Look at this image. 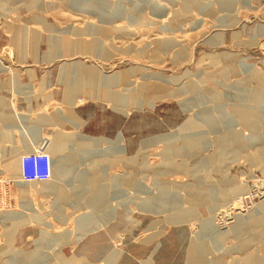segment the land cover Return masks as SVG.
I'll return each mask as SVG.
<instances>
[{"label": "rangeland", "instance_id": "374dc122", "mask_svg": "<svg viewBox=\"0 0 264 264\" xmlns=\"http://www.w3.org/2000/svg\"><path fill=\"white\" fill-rule=\"evenodd\" d=\"M0 126V264H264V0H0Z\"/></svg>", "mask_w": 264, "mask_h": 264}, {"label": "bare ground", "instance_id": "6f19581e", "mask_svg": "<svg viewBox=\"0 0 264 264\" xmlns=\"http://www.w3.org/2000/svg\"><path fill=\"white\" fill-rule=\"evenodd\" d=\"M173 44H180L179 42H176V40L173 42ZM75 66H77V65H75ZM75 68V67H74ZM75 71V73H77V71H76V68L75 69H73L72 68V72H74ZM106 82H108L109 83V80H107L106 79ZM108 87V86H107ZM121 101H123V99L122 98H119ZM219 108V107H218ZM238 114L243 118V120H245V121H253L254 119H252V117H255L257 114H256V112H254V110H252V109H248V108H240V109H238ZM26 119V121H27V117L25 118ZM16 123H18V121H15V124ZM190 130H195V132H198V130L200 129V125L198 124V123H194L193 125H192V127L190 126ZM200 131V130H199ZM31 132L36 136V137H38L39 136V133H38V128L36 127V128H31ZM0 133L4 136V134H5V129H4V126H0ZM203 139H201L200 141H198V142H201ZM58 141H60V144L58 143ZM58 141L56 142V144H55V147H56V149L58 148H60V145L62 144V142L61 141H64V139H63V137H60L59 139H58ZM83 141V140H82ZM77 142V141H76ZM81 142V141H80ZM88 142V141H87ZM84 143V145H86V146H89V145H92L91 143ZM91 142V141H90ZM88 144V145H87ZM78 146V145H77ZM17 150H19V149H15V152H14V154H12V157H11V159L9 160V159H7V161L9 162V164H7V168L9 169V171L10 172H13V173H20L21 172V168H22V162L19 160V158H20V156H21V154H20V152H18ZM12 153V152H11ZM4 156V155H3ZM68 160L69 161H72V162H76V160H78V154L77 155H72L70 158H68ZM6 161V160H5ZM67 172H64V168H63V164H62V162H60L59 163V172L61 173V174H64V175H66V176H68L69 175V171L70 170H68V169H65ZM18 175V174H17ZM20 177V176H19ZM18 182H20L19 184H20V186H23V184L21 183V182H23V181H18ZM132 182V181H131ZM137 184H139V183H137ZM136 184V185H137ZM138 187H141L142 188V186H138ZM158 190H160L159 188H158ZM22 196H23V198H24V204H25V207H26V209L27 210H29V211H34V212H36V209H35V207H34V200H33V198L31 197V194L29 193V191H27V190H24V191H22ZM217 198V195H216V193H215V191L214 190H206V191H200L199 190V192L197 191V193H195L194 195H193V199L195 200V201H197V202H206V204H208V203H210L211 201L212 202H214L215 201V199ZM218 199V198H217ZM181 201V200H180ZM174 202H177L173 197H170V198H164V197H159L158 199H156L155 201H154V203H153V206L151 205H149L147 208L148 209H151L152 211H154L155 213H161V211H163L164 209H166L168 206H170L171 204L170 203H174ZM189 202V201H188ZM179 204V203H178ZM190 204H193L191 201H190ZM263 204V203H262ZM138 205V204H137ZM175 205V204H174ZM177 206V205H176ZM179 206V205H178ZM146 207V206H145ZM171 207H172V205H171ZM140 208V207H139ZM173 208V207H172ZM175 208V207H174ZM173 208V209H174ZM178 208V207H177ZM171 209V208H170ZM146 210V209H145ZM190 212L189 213H192L193 215L195 214V217L196 216H198V212H197V210H196V208H191L190 210H189ZM145 212V211H144ZM130 213H131V211H130ZM175 213V215L177 216V217H182V212L181 211H176V212H174ZM25 214V213H24ZM125 214V216H127V214L126 213H124ZM5 215H8V217L10 218V219H14L15 221H14V223H15V228H13V229H10L9 231H7L6 232V235H7V238L8 239H12L13 238V235H14V233H15V229L17 228V226L20 224V223H23V221L22 220H20L19 218V213L17 214V215H13V214H5ZM186 215H189V214H186ZM185 215V216H186ZM2 218H5L2 214H0V221H2ZM123 219H126L127 220V217H122ZM6 219V218H5ZM236 219L238 220V225H237V230L238 229H240V228H242L244 225H245V223H243V220L241 219V216H240V214H237V216H236ZM20 220V221H19ZM43 219L42 218H38V221L39 222H41ZM187 220H189V218H184V219H180V218H175V220H174V222H185V221H187ZM160 222L161 221H156V222H154V223H152L145 231H148V230H150V229H155V228H157V226L160 224ZM123 223V222H122ZM252 223H253V221H252ZM255 223V222H254ZM251 224V223H250ZM250 224L248 225V227H250ZM12 231V232H11ZM210 231H212V229H207V230H204L202 233H201V239L200 240H198V241H196L193 245H192V248H191V252H190V254H191V256H196V255H201L200 253H202V252H205V251H207V249H210L212 246H210L209 245V243H208V241L207 240H205V239H203L206 235H208V233L210 232ZM218 238L220 239V241L223 239V236L222 235H220V236H218ZM202 240H205L204 242L202 241ZM216 241V240H215ZM15 252H17V253H19L20 254V250L19 249H15ZM20 256H26L27 257V260H34V262H36L37 260H39L42 256H40V255H37V254H35V255H33V256H30V255H25V254H20ZM257 260V258H252V257H250V259L248 260L250 263H252L254 260ZM255 260V261H256ZM20 261H23V262H25V259H23L22 260V258L20 259ZM259 262V261H258ZM65 264H81V262L80 261H78V260H74V258H67V257H65ZM259 264V263H258Z\"/></svg>", "mask_w": 264, "mask_h": 264}]
</instances>
